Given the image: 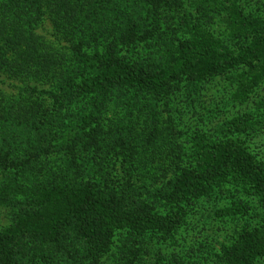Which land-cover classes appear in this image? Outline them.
<instances>
[{"label": "trees", "instance_id": "obj_1", "mask_svg": "<svg viewBox=\"0 0 264 264\" xmlns=\"http://www.w3.org/2000/svg\"><path fill=\"white\" fill-rule=\"evenodd\" d=\"M136 1L0 0V75L25 85L19 96L0 89V199L19 206L0 228V264H142L146 238L174 237L189 208L227 183L264 200V167L245 147L196 133L190 153L173 157L158 118L151 129L160 140L127 167V175L103 167L109 161L103 158V118L108 128L134 131L131 112H117L121 105L131 110L146 97L156 116L154 106L168 92H195L232 70L238 71L236 99L245 100L264 81V8L261 16L246 13L238 0H201L213 4L212 13L223 12L239 37L228 47L202 28L200 17L193 21L173 11L170 2L180 0ZM30 6L35 17L25 12ZM46 19L51 38L37 31ZM160 40L164 54L155 65L144 51ZM244 121L231 122V132L245 130ZM10 132L26 133L31 146L18 148ZM41 161L54 172L36 179ZM158 176L164 181L151 186ZM261 256L264 219L238 232L221 260L254 264Z\"/></svg>", "mask_w": 264, "mask_h": 264}, {"label": "rangeland", "instance_id": "obj_2", "mask_svg": "<svg viewBox=\"0 0 264 264\" xmlns=\"http://www.w3.org/2000/svg\"><path fill=\"white\" fill-rule=\"evenodd\" d=\"M131 1L133 2L131 6L137 2L136 0ZM238 3L245 8L246 13L263 15L258 9L264 8V0H238ZM136 5L142 6L143 4L137 3ZM170 5L173 11L180 10L184 16L193 21L200 17L202 28L215 38H219L224 45L237 46L239 37L227 26V22L223 19V12H218V10H215L214 13L211 12L213 4L201 2V0H180V3L177 4L170 2ZM28 9L25 8V12L35 17L34 9L31 6ZM207 13L211 17H205ZM167 22H171V20ZM37 31L47 38H51L53 28L50 21L47 19L41 21ZM177 34H180V30H177ZM162 41L160 40L157 46L155 45L156 47L152 46L149 47V50L144 51L151 52L156 60L155 65L159 63L160 55L164 54L165 47ZM143 48L140 45L138 51L143 52ZM236 72L238 71L232 70L227 75L221 74L203 82L195 92L187 90L185 87L168 92L169 95L162 96L154 106L153 110L157 111L156 116L147 106L146 97L141 100L138 106L131 107V110H128L127 105L118 107L117 112H131L127 114L131 115L134 131L131 134L119 124L108 128L105 124L106 119L103 118L102 130L104 133L101 132V136L108 143V147L104 148L103 155L105 157L103 158L109 160L103 161V167L113 168L121 175H127L126 170L129 165L132 169L133 165L136 166L140 162L144 152L146 155L149 151H153L154 144L160 140L159 132H155L153 128L155 134L151 132V123L155 118H158L157 125L164 132L162 136H167V139L172 142L167 145V140L163 146L172 149L173 157L175 155L178 157L181 151L189 154L193 146V136L199 133L209 140H230L245 147L248 152L256 156L258 162L264 167V81L256 86L245 100L236 99L233 97L237 90ZM47 84H36V86L42 89L47 88ZM24 86V83L19 80H12L0 75V89L7 94L19 96ZM43 95L47 98H45L46 101H50L48 103H53L47 94ZM118 101L123 102L122 99ZM109 114L113 115L112 112ZM240 117L245 120L243 124L248 127L240 134H235L231 132L229 126L232 127L230 123ZM17 134L20 135V133ZM17 134L9 133L8 138L14 145L17 144L18 148L22 145L24 148L30 145L25 143L26 133H22L20 137H17ZM158 152L161 157L167 155L166 150L163 152L158 150ZM167 157L172 158V155L169 154ZM187 159L188 161H186ZM184 161L185 165H191L190 162L193 161V158L186 155ZM53 169L52 165L46 166L41 161L35 164L33 172L36 179H41V176L49 177ZM14 172L13 169L11 174ZM55 173H59L58 168ZM3 176L4 173H0V187L4 182ZM135 178L134 175L133 179ZM159 181H164V178L158 176L155 180L156 183L151 186H158ZM166 208L165 206L164 209ZM18 210L19 206L16 204V200L4 201L0 199V228L8 225L13 213ZM187 213L174 237L146 238L145 248L142 252V264L157 262L160 264H222V251L225 246L230 244L233 237L243 228L252 229L264 219V200L246 192L239 185L227 183L222 190H216L211 196L201 198L189 208ZM118 240L119 237L116 239L118 246L114 247L117 257L120 255ZM157 258L159 259L156 260ZM254 264H264V256L257 258Z\"/></svg>", "mask_w": 264, "mask_h": 264}]
</instances>
